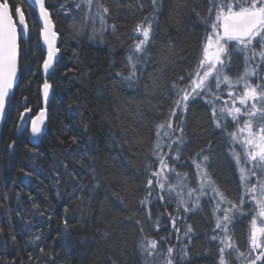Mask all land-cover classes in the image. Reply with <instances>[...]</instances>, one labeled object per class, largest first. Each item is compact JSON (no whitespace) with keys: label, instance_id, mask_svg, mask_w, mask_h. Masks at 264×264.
Listing matches in <instances>:
<instances>
[{"label":"trees","instance_id":"obj_1","mask_svg":"<svg viewBox=\"0 0 264 264\" xmlns=\"http://www.w3.org/2000/svg\"><path fill=\"white\" fill-rule=\"evenodd\" d=\"M9 2L13 14L16 6L23 9L29 35L22 44L19 79L0 132V264H144L140 242L162 235L154 224L161 209L140 203L146 196L145 165L152 159L156 126L174 106L176 97L169 89L195 69L201 56L210 31L204 24L210 18L209 0H160L150 59L138 66L133 81L117 73L129 75L128 48L134 43L129 37L152 15L151 0L94 3L93 13L101 6L109 9L103 32L99 17L96 23L90 17L85 22L82 6L76 8L79 0H45L61 51L47 78L51 96L46 131L38 146L29 143L27 129L16 134V127L25 108L32 115L41 109L45 55L40 26L25 0ZM93 32L95 39L90 38ZM235 63L233 78L244 67L242 54ZM184 115L185 163L177 165V171L193 183L192 157L211 142L209 172L228 198L238 202L239 167L229 137L221 141V132L212 123L211 106L201 99L191 103ZM208 201L203 198L201 208L182 221L181 236L189 225L193 229L190 242L183 240L188 251L184 264L217 260V244L209 242L215 216ZM249 206L244 209L249 214L231 229L246 254ZM235 264H244L243 259Z\"/></svg>","mask_w":264,"mask_h":264},{"label":"snow or ice","instance_id":"obj_2","mask_svg":"<svg viewBox=\"0 0 264 264\" xmlns=\"http://www.w3.org/2000/svg\"><path fill=\"white\" fill-rule=\"evenodd\" d=\"M34 3L39 8V21L42 22L40 37L47 50L42 69L48 74L61 51L57 47L58 33L54 30V22L49 8L45 6V0H34ZM84 3L88 6V16L92 23H96L95 18L99 17L103 32L109 9L101 6L93 14L92 6L94 3L98 4L99 0H84ZM151 3L152 15L146 17L142 24H138L134 35L129 37L134 40L128 48L129 75L122 76L117 73L123 80H136L138 66L145 65L150 59L149 50L154 37V24L159 13L160 0H151ZM80 7L81 3H76V8ZM61 8L63 9L64 5H61ZM209 16L204 24L210 31L206 32L195 69L173 82L169 89L176 97L174 106L169 110L167 119L156 126V140L150 153L155 159L145 165L147 196L140 203L147 205L150 199H156L165 205L175 203L169 218L179 245L183 244L184 238H188L190 242L189 234L193 231L189 225L181 236L177 222L186 219L181 215V210L185 214L194 212L201 208V199L207 197L213 205L215 216V226L209 236V242L217 244L218 248L215 264H235V261L241 258L244 264H264V0H209ZM80 31L82 34L83 28ZM28 35L29 28L23 9L16 6L13 15L9 0H0V116L4 114L6 102L13 93L14 82L19 79L18 63L22 44L25 42L22 38ZM95 36L96 33L93 32L90 38L95 39ZM241 54L244 68L240 75L233 78L230 73L236 67V57ZM185 80L187 83H184ZM50 87L45 79L41 88L45 101L49 96ZM225 90L228 99L218 107L213 100L219 101ZM209 96L212 99H209ZM201 99L211 106V120L221 132L220 140L223 141L225 136L230 137L233 145L230 152L239 167L242 189L238 202L228 198V194L221 190L209 172L212 162L211 142L206 150L202 149L192 157L197 187L187 184V174L176 173V182H170L169 173L176 172V166L185 163L181 159L182 149L186 146L184 114L191 103ZM28 111L30 109L25 108V112L20 113L21 120L25 119V113ZM229 118L235 126V131H228ZM44 125L45 110L41 109L39 115L31 119L32 137L39 136ZM162 129H166L163 132L167 139L166 145L161 138ZM73 142H76L75 137ZM237 144L243 148L246 157L244 164L248 167L241 165V156L235 148ZM162 146H166L168 151H163ZM13 147V144L9 145L10 149ZM205 151L209 154H205ZM25 175L29 173L26 172ZM253 177L255 182L251 181ZM157 188L160 192L154 195ZM249 200L254 202L255 207L251 210L254 214L250 221L246 254L240 251L231 229L235 227V222L249 214L244 211ZM148 218L151 220L150 212ZM170 235L171 233L161 237L159 243L155 239L140 242L144 264H154L157 255L164 256L163 264H184L188 257L187 245L181 247L179 252H176L177 245L167 247L166 255L158 252L160 243H167ZM40 239V236L36 237L37 241ZM40 251L43 253L44 249L41 248Z\"/></svg>","mask_w":264,"mask_h":264},{"label":"rangeland","instance_id":"obj_3","mask_svg":"<svg viewBox=\"0 0 264 264\" xmlns=\"http://www.w3.org/2000/svg\"><path fill=\"white\" fill-rule=\"evenodd\" d=\"M79 3H80V0H79ZM81 3H82V8H83V12H84V17H85V22H87V17H89L88 16V12H89V9H88V6H87V4L86 3H84V0H81ZM71 3H68V6L70 5ZM93 7V6H92ZM94 14V13H93ZM244 68V67H243ZM242 71H243V69H242ZM242 71H241V73H242ZM240 73V74H241ZM213 87H214V85H213ZM208 98H210V99H212V97L211 96H209ZM228 99V97H227V90H225L224 91V93H223V95L221 96V99L219 100V101H215V100H213V103H215L218 107L219 106H222L223 105V103H224V101L225 100H227ZM228 123H229V128H228V131H235L236 129H235V126L234 125H232V123H231V120H230V118H229V121H228ZM241 123H242V119H241ZM164 131H166V129H162L161 130V138L162 139H164V141H165V145H166V143H167V139L163 136V132ZM229 140H230V137H229ZM230 144H231V140H230ZM231 147H233V145L231 144ZM235 148H236V151L240 154V156H241V165L242 166H244V167H248V165H246V164H244V161H245V159H246V157L244 156V152H243V148L239 145V144H237V145H235ZM162 150L163 151H168V149H167V147L166 146H162ZM154 157H152V159H151V161H154ZM171 162V161H170ZM181 166V165H180ZM176 168H177V166H176ZM239 170V169H238ZM196 171V170H195ZM195 171L193 170V172L195 173ZM176 173H179L178 171H177V169H176V172H174V173H169V176H170V182L171 183H175L176 182ZM182 174V173H181ZM239 175H240V173H239ZM186 181H187V184L190 186V187H197L198 186V181H197V179H196V176H195V180H194V182L193 183H191V182H188V179H187V177H186ZM251 181L252 182H255V178L253 177V178H251ZM160 192V190H159V188H157L156 189V191H155V193H154V195H156V194H158ZM146 196H147V192H146ZM145 196V197H146ZM204 198H206V199H208L207 197H204ZM203 199V198H202ZM201 199V200H202ZM209 200V199H208ZM209 202V201H208ZM211 204V203H210ZM212 205V204H211ZM248 205H250L249 207L251 208L250 210H249V212H250V214H251V210L252 209H254V207H255V205H254V202H252V201H248ZM247 205V206H248ZM151 207V209H156L157 207L158 208H160L161 209V214H160V216L159 217H157L158 216V213H156V215H155V217H154V224H155V230L156 231H162V235H160L157 239H155V240H157L158 241V243L161 241V237H164V236H168L169 235V233L171 232V233H174L175 235L173 236V235H170L169 236V239H168V242L167 243H160V246H159V249H158V252H160V253H163V254H165L166 255V250H167V247H169V246H173V245H177V248H176V252H179L180 251V248L183 246L182 244H179L178 245V241H177V234L173 231V229H172V221H171V219L169 218V213H172L173 211H174V208H175V203H173L172 205H165L163 202H160V201H158V200H156V199H150L149 200V203L147 204V205H145V207L146 208H148V207ZM213 206V205H212ZM152 214V213H151ZM254 213L252 212V215H253ZM181 215L182 216H186V214L185 213H183L182 212V210H181ZM217 215H219V213H217ZM251 215V216H252ZM157 221H158V225L159 226H157ZM183 220H181V221H178L177 222V226L181 229V225H182V222ZM258 223H259V221H258ZM159 234H160V232H159ZM144 240H146V239H144ZM149 240V239H148ZM151 240V239H150ZM143 258V257H142ZM149 259H153V258H149ZM157 260H160V261H157ZM163 260H164V256H161V255H157L155 258H154V264H163ZM143 262H144V258H143Z\"/></svg>","mask_w":264,"mask_h":264},{"label":"water","instance_id":"obj_4","mask_svg":"<svg viewBox=\"0 0 264 264\" xmlns=\"http://www.w3.org/2000/svg\"><path fill=\"white\" fill-rule=\"evenodd\" d=\"M28 4H30L36 14H37V19H38V23H39V26H40V29L42 27V22L39 21V8L38 6L35 5L34 3V0H25ZM46 6V5H45ZM15 15V14H14ZM54 30H55V26H54ZM28 37V36H27ZM27 37H23L22 39L25 40L27 39ZM39 40H40V45H41V48L44 52V55L46 57V54H47V50H46V46L43 45V40L42 38L40 37L39 35ZM59 43H60V37L58 35L57 37V47H59ZM59 54L58 53V57H59ZM44 57V58H45ZM57 59L54 61V65L56 63ZM54 67L50 70V72L48 74H45L43 72V69H42V66H41V74H42V77L44 79H47L49 74L53 71ZM18 77H19V63H18ZM17 82H14V89H13V93H14V90H15V86H16ZM42 88V87H41ZM13 93L10 95V98L12 97ZM50 96H51V87L49 89V96L47 98V100L45 101V99L43 98L42 96V92H41V89H40V102H41V109H44L45 110V125L42 126V131H41V134L37 137H32L31 135V119L37 117L41 111V109L35 114V115H32L31 114V111H28L25 113V119L24 120H21V117L19 118V121L17 123V127H16V134H20L22 131H24L25 129L28 130V141L29 143L32 145V146H38L40 141H41V138L43 136V134L45 133L46 131V117H47V105H48V102L50 100ZM9 98V99H10ZM9 99L7 100L6 102V108H5V112L2 116H0V132L2 130V126H3V123H4V120H5V117H6V113H7V106H8V102H9ZM25 112V111H24Z\"/></svg>","mask_w":264,"mask_h":264},{"label":"flooded vegetation","instance_id":"obj_5","mask_svg":"<svg viewBox=\"0 0 264 264\" xmlns=\"http://www.w3.org/2000/svg\"><path fill=\"white\" fill-rule=\"evenodd\" d=\"M14 14H15V13H14ZM14 14H13V15H14Z\"/></svg>","mask_w":264,"mask_h":264}]
</instances>
